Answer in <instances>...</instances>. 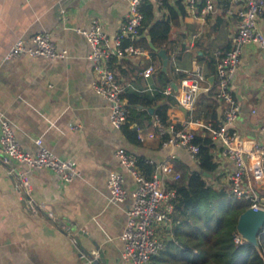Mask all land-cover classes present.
<instances>
[{
	"label": "crops",
	"instance_id": "1",
	"mask_svg": "<svg viewBox=\"0 0 264 264\" xmlns=\"http://www.w3.org/2000/svg\"><path fill=\"white\" fill-rule=\"evenodd\" d=\"M213 1L215 12L193 17L184 9L178 25L171 28L168 62L163 70L170 80L167 84L178 86L180 77L194 71H201L207 81L214 76L215 81V70L209 72L202 56L214 57L215 66L216 55L232 47L239 4L235 0ZM129 2L0 0V114L11 121L24 150L34 153V140L41 138L47 149L73 160L80 172L66 183L48 168L5 161L0 146V264H91L87 252L99 253L94 243L104 254L105 262L100 264H132L121 257V234L136 182L119 163L116 150L124 148L135 156L137 170L147 177L155 172L160 175V164L171 155L175 156V170L176 166L196 167L185 149L166 144L165 136L159 135L154 107L152 111L148 108V114L136 107L130 121L117 130L110 121L108 101L93 89L95 74L87 58L90 45L76 29H88L97 19L103 31L114 38ZM178 3L183 5L181 0H166L163 7L153 4L156 17L165 19L168 7L175 8ZM257 28L264 35V9L257 17ZM43 32L58 50H66L65 58L27 54L6 58L17 40L30 47L32 37ZM146 38L151 41L148 34ZM127 44L129 41L124 40L123 45ZM149 64L155 70L143 78L142 70ZM162 66L161 57H153L148 50L144 55L112 59L110 64L117 81L128 83L126 90L150 95L165 87L158 75ZM174 67L182 71L175 72ZM148 86L154 91L146 90ZM232 90L242 110L235 126L242 136L253 138L257 126L264 122V48L258 44L242 46ZM215 100L220 122L225 105ZM200 102L198 97L194 109L200 116L186 120L185 111L175 105L167 111L169 121L207 134L201 127L208 122L198 111ZM111 172L124 179L128 197L121 204L108 202ZM209 178L205 175L204 179L207 182ZM170 226L158 230L164 241L172 236Z\"/></svg>",
	"mask_w": 264,
	"mask_h": 264
},
{
	"label": "built area",
	"instance_id": "2",
	"mask_svg": "<svg viewBox=\"0 0 264 264\" xmlns=\"http://www.w3.org/2000/svg\"><path fill=\"white\" fill-rule=\"evenodd\" d=\"M146 1L161 7L166 0H130L125 18L112 39L103 31L97 19L91 21L88 29H76L90 45L87 58L95 74L93 89L108 101L110 121L112 127L117 130L125 124L129 114L127 100L122 97L128 83L120 84L117 81L110 64L112 59L121 60L146 54V49L142 45L133 43L139 38L138 29L143 20L140 6ZM181 1L185 12L193 17H205L216 9L213 0ZM235 1L239 4L235 10L238 18L237 30L233 36L232 47L215 57L214 84L209 85L201 71H194L180 77L176 91L167 84L160 92L173 96L177 105L185 111L192 112L200 94L208 92L225 105L217 126L210 122L201 126L211 140L212 160L217 166L206 183L211 188L224 190L232 199L247 201V208L264 211V122L257 126L255 137L242 136L235 126L242 116V110L232 92L242 46L246 43H255L264 48V35L257 28V17L264 9V0ZM229 13L232 14L231 11ZM124 40H128L129 44L123 45ZM32 42L33 45L29 47L22 40H17L6 58L24 54L45 56L49 59L67 56L66 50H58L45 32L35 34ZM154 70L153 64H149L142 70L143 78H148ZM174 71L182 70L174 67ZM146 90L154 91L149 86ZM154 125L159 135L166 136V144L185 149L195 165L199 164V146L194 142L197 135L194 130L177 126L173 122L164 124L157 116L154 117ZM34 142L37 146L34 153L24 150L15 138L11 121L0 114V146L5 161L14 160L29 168H48L66 183L80 176L73 160L61 158L47 149L41 138H36ZM115 155L121 166L136 182V187L131 193L132 203L125 211L126 221L121 234L124 249L121 257L125 262L132 264H149L150 259L164 248V240L159 237L158 230L172 224L176 190L169 183L178 180L180 172L173 166L174 155L160 164V175L155 172L150 177L137 170V158L124 148H118ZM228 163L229 167L226 166ZM220 165L221 167H218ZM203 177L205 178L204 174ZM123 181L121 174L115 172L109 174V203L121 204L128 197ZM21 184L22 188H25L22 181L19 185ZM27 202L30 204L31 200ZM49 216L52 214L49 213ZM233 240L235 243L244 241L237 230Z\"/></svg>",
	"mask_w": 264,
	"mask_h": 264
},
{
	"label": "trees",
	"instance_id": "3",
	"mask_svg": "<svg viewBox=\"0 0 264 264\" xmlns=\"http://www.w3.org/2000/svg\"><path fill=\"white\" fill-rule=\"evenodd\" d=\"M165 3L166 1L163 6ZM140 11L143 14L142 24L138 29L140 37L133 43L142 45L153 57H158L150 47L146 35L150 36V42L157 50L168 51L169 32L178 25L180 16L184 14L183 5L178 3L175 8L168 7L165 19L156 17L154 5L149 1L142 3ZM203 57L209 72L213 73L214 57L204 54ZM158 75L163 77L164 86L170 82L161 67ZM122 97L126 98L129 106L125 124L130 121L136 107H142L146 114L148 108L154 107L155 116L162 123L168 124L170 121L167 111L177 105L173 96L160 91L150 95L147 92L126 90ZM199 97L201 102L198 111L201 116L217 126L219 116L213 94L202 93ZM198 114L194 110L184 113L186 120L200 116ZM194 142L199 146V164L193 170L186 166H176L180 178L169 183L176 190L170 226L172 236L164 241V248L150 259L149 264H264V226L258 235V246L245 241L234 242L238 218L247 209L248 202L232 199L224 190L207 185L203 174H213L217 168L212 160L213 145L207 134H197Z\"/></svg>",
	"mask_w": 264,
	"mask_h": 264
},
{
	"label": "water",
	"instance_id": "4",
	"mask_svg": "<svg viewBox=\"0 0 264 264\" xmlns=\"http://www.w3.org/2000/svg\"><path fill=\"white\" fill-rule=\"evenodd\" d=\"M150 47L156 51V48L152 45L151 42H149ZM157 54L162 59V70H166L168 57L165 49L157 50ZM208 81L210 85L212 86L214 83V76H210L208 78ZM174 90L177 89L176 84H171ZM150 111H152V108H150ZM204 175L210 176L211 174ZM20 181V180H19ZM264 226V211L258 210L254 211L251 208H247L242 214H240L237 224H236V230L241 235V237L244 239L245 242L251 243L255 246H258V235L260 232V229H262ZM95 249L99 251L98 255L93 254L91 250L87 252V257L91 260V264H100V262L104 263V254L100 250L99 246L94 243Z\"/></svg>",
	"mask_w": 264,
	"mask_h": 264
}]
</instances>
